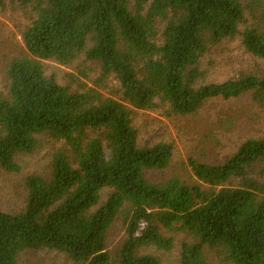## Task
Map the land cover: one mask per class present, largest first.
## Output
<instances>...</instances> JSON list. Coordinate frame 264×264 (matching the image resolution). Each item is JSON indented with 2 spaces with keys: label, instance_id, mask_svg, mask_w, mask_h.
<instances>
[{
  "label": "trees",
  "instance_id": "trees-1",
  "mask_svg": "<svg viewBox=\"0 0 264 264\" xmlns=\"http://www.w3.org/2000/svg\"><path fill=\"white\" fill-rule=\"evenodd\" d=\"M19 2L35 17L22 32L26 54L8 64V93L0 94V168L20 172L17 158L33 154L42 135L60 147L50 179L25 180V208H0V264L41 251L75 264H160L144 250H171L174 238L165 233L184 235L180 264H210L208 250L223 263L264 264V184L252 178L256 169L264 178V137L219 165L191 159L194 183H154L148 173L166 171L175 147L141 146L132 111L160 104L169 115L194 117L215 100L250 94L264 112V76L206 84L203 69L208 55L240 36L264 60V0ZM82 55L99 66L94 85L109 89L116 80L120 99L84 84L72 91L47 76L45 61L70 66ZM120 219L125 238L110 251L108 233Z\"/></svg>",
  "mask_w": 264,
  "mask_h": 264
},
{
  "label": "rangeland",
  "instance_id": "rangeland-1",
  "mask_svg": "<svg viewBox=\"0 0 264 264\" xmlns=\"http://www.w3.org/2000/svg\"><path fill=\"white\" fill-rule=\"evenodd\" d=\"M248 1V0H243ZM247 12V20L254 22L255 17ZM35 17L30 8H24L19 0H8L0 7V94L8 93L7 67L14 58L26 54L22 32ZM244 30V27L242 28ZM242 36L234 41H224L212 54L203 60V69L207 71L205 83H223L241 73L252 72L264 76V60L250 55L242 44ZM47 76L55 77L57 82L70 87L72 91H81L80 85L100 90L105 96L120 99V84L111 79L109 89H99L94 82L100 77L96 62L80 56L72 65L64 66L56 60L44 62ZM82 72L87 77H83ZM75 78H72L74 77ZM83 90V89H82ZM250 94L241 98L224 101L215 100L208 103L198 116L181 117L169 115V109L161 106L148 111L133 110V121L139 131V143L156 144L160 142L174 144L172 162L166 171H150L148 178L162 182L179 178L186 183H194L190 160H197L208 165H219L228 161L247 140L264 137V112ZM39 143L33 154L20 155L17 162L21 167L18 173H9L0 168V208L11 214L20 213L26 206L27 192L25 180L38 175L50 179L52 175V157L59 145L47 135L38 138ZM252 178L264 184L258 170ZM110 190H105L103 204ZM173 237L175 244L169 251L147 248L146 254L159 258L160 264H180L181 242L183 234L165 233ZM125 238V225L118 220L110 229L107 246L115 251ZM207 256L210 264L223 263L209 250ZM19 264H75L67 255L56 251L30 252L23 255Z\"/></svg>",
  "mask_w": 264,
  "mask_h": 264
}]
</instances>
